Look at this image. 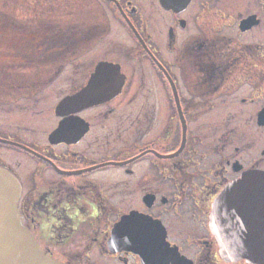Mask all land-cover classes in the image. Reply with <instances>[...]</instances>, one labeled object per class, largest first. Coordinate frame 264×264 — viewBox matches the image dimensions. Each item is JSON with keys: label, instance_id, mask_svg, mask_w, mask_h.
<instances>
[{"label": "flooded vegetation", "instance_id": "af4514ba", "mask_svg": "<svg viewBox=\"0 0 264 264\" xmlns=\"http://www.w3.org/2000/svg\"><path fill=\"white\" fill-rule=\"evenodd\" d=\"M31 1L1 42L0 165L40 248L61 264H250L211 216L264 173V0ZM258 214L241 230L264 241Z\"/></svg>", "mask_w": 264, "mask_h": 264}, {"label": "water", "instance_id": "95a60500", "mask_svg": "<svg viewBox=\"0 0 264 264\" xmlns=\"http://www.w3.org/2000/svg\"><path fill=\"white\" fill-rule=\"evenodd\" d=\"M21 183L0 165V264H61L37 243L19 216ZM259 202L262 206H259ZM264 212V173H246L217 196L211 216L223 253L264 264V241L241 229L258 221Z\"/></svg>", "mask_w": 264, "mask_h": 264}, {"label": "rangeland", "instance_id": "374dc122", "mask_svg": "<svg viewBox=\"0 0 264 264\" xmlns=\"http://www.w3.org/2000/svg\"><path fill=\"white\" fill-rule=\"evenodd\" d=\"M45 4L43 9H47ZM75 4L76 3L70 2L67 7H72ZM32 5L33 2L31 0H23V2H21V0H0V48L2 47L1 45H3L1 42L5 40L4 36L10 37V41L8 42H10L11 45L14 43L12 42L14 40L12 37L15 36V27L30 25ZM27 44L29 43L27 42ZM39 54L38 52V55ZM35 56L36 55L33 57Z\"/></svg>", "mask_w": 264, "mask_h": 264}, {"label": "trees", "instance_id": "16d2710c", "mask_svg": "<svg viewBox=\"0 0 264 264\" xmlns=\"http://www.w3.org/2000/svg\"><path fill=\"white\" fill-rule=\"evenodd\" d=\"M21 2H23V0H21Z\"/></svg>", "mask_w": 264, "mask_h": 264}]
</instances>
